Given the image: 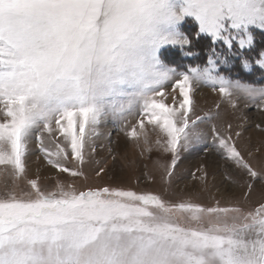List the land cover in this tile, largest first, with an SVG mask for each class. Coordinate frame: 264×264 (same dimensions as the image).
I'll use <instances>...</instances> for the list:
<instances>
[{
  "label": "snow or ice",
  "instance_id": "6c2138e0",
  "mask_svg": "<svg viewBox=\"0 0 264 264\" xmlns=\"http://www.w3.org/2000/svg\"><path fill=\"white\" fill-rule=\"evenodd\" d=\"M186 18L197 37L251 47L253 29L264 31V0H0V166L23 178L28 142L39 133L47 162L82 176L60 158L83 165L109 116L146 146L147 123L163 138L156 143L176 153L203 135L198 122L205 118L190 115L197 85L211 86L233 107L238 96L264 109V84L222 74L214 48L206 64L184 71L163 62L165 46L190 45L181 30ZM255 62L264 68V52ZM43 133L55 139V151ZM213 133L228 159L264 179L230 136L215 126ZM27 184L29 191L14 183L0 192V264H264V202L245 210L119 187Z\"/></svg>",
  "mask_w": 264,
  "mask_h": 264
},
{
  "label": "rangeland",
  "instance_id": "374dc122",
  "mask_svg": "<svg viewBox=\"0 0 264 264\" xmlns=\"http://www.w3.org/2000/svg\"><path fill=\"white\" fill-rule=\"evenodd\" d=\"M181 30L190 37L191 43L183 50L179 46H165L161 58L168 66L184 71L190 66L204 65L214 48L216 55L224 61L219 64L222 74L231 79L264 84V68L255 62L264 52V31L253 29L255 39L251 47L240 48L234 41L229 49L223 42L213 43L203 34L197 37L198 26L190 18L182 22ZM189 50L191 55L187 54ZM168 92H171L170 84ZM192 96L193 112L190 115L192 119L196 116L205 118L202 123L198 122L203 135L200 140L179 147L176 153L165 150L162 143H156L157 139L163 141V138L147 123L149 144L146 146L143 136L138 139L127 136L120 130L125 122L109 116L99 128L100 135L89 141L83 165L74 159L60 158L65 166L78 168L84 175L72 177L49 164L36 139L39 133H34L28 142L25 176L17 178L10 167L0 166V192L14 183L29 191L27 180L37 179L45 191L56 189L58 184L73 185L79 190L89 186H109L155 194L171 202L203 206H214L219 202L220 206H240L245 210L257 207L264 202V179L250 177L245 169L227 158L215 138L213 126L221 136H230V143L236 146L244 160L264 177V109L238 96L232 98L235 101L233 107L227 98L212 91L211 86H195ZM166 102L171 103V96ZM135 119V115L127 118L128 121ZM42 139L46 147L55 151L53 137L43 133ZM93 147L95 151L91 150ZM148 147L151 151L146 150ZM100 168L104 172L98 177L96 172Z\"/></svg>",
  "mask_w": 264,
  "mask_h": 264
}]
</instances>
